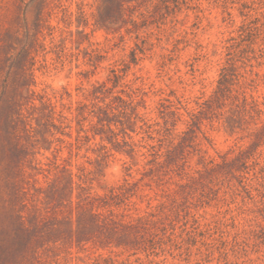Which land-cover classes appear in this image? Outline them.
<instances>
[{
    "label": "rangeland",
    "instance_id": "374dc122",
    "mask_svg": "<svg viewBox=\"0 0 264 264\" xmlns=\"http://www.w3.org/2000/svg\"><path fill=\"white\" fill-rule=\"evenodd\" d=\"M0 264H264V0H0Z\"/></svg>",
    "mask_w": 264,
    "mask_h": 264
}]
</instances>
